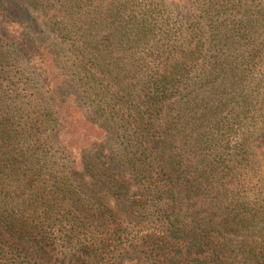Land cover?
Segmentation results:
<instances>
[{
	"label": "trees",
	"instance_id": "16d2710c",
	"mask_svg": "<svg viewBox=\"0 0 264 264\" xmlns=\"http://www.w3.org/2000/svg\"><path fill=\"white\" fill-rule=\"evenodd\" d=\"M0 264H264V0H0Z\"/></svg>",
	"mask_w": 264,
	"mask_h": 264
}]
</instances>
